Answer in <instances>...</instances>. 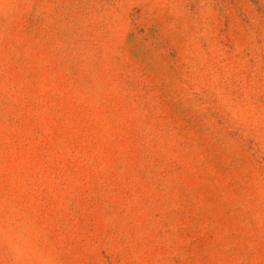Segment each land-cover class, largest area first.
<instances>
[{
  "label": "rangeland",
  "instance_id": "obj_1",
  "mask_svg": "<svg viewBox=\"0 0 264 264\" xmlns=\"http://www.w3.org/2000/svg\"><path fill=\"white\" fill-rule=\"evenodd\" d=\"M0 264H264V0H0Z\"/></svg>",
  "mask_w": 264,
  "mask_h": 264
}]
</instances>
